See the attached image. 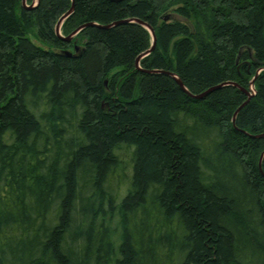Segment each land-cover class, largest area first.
<instances>
[{
  "label": "trees",
  "instance_id": "trees-1",
  "mask_svg": "<svg viewBox=\"0 0 264 264\" xmlns=\"http://www.w3.org/2000/svg\"><path fill=\"white\" fill-rule=\"evenodd\" d=\"M32 4L0 0V264H264V0Z\"/></svg>",
  "mask_w": 264,
  "mask_h": 264
},
{
  "label": "water",
  "instance_id": "water-1",
  "mask_svg": "<svg viewBox=\"0 0 264 264\" xmlns=\"http://www.w3.org/2000/svg\"><path fill=\"white\" fill-rule=\"evenodd\" d=\"M39 1L40 0H37V2L36 3H34V4H32V6H35V5H37L38 3H39ZM74 1V0H73ZM23 4L25 5V0H23ZM72 11H73V7L66 13V14H64L60 19H59V21H58V23L56 24V31H57V33L59 34V36L61 37V38H63V39H65L66 41H70V40H72V38L75 36V35H77L82 29H84L85 27H87V26H89V25H93L94 23H88V24H85V25H82V26H80V27H78L75 31H73V33H71L69 36H67V37H64V36H62L61 35V32H60V28H61V24H62V22L72 13ZM122 22H137V23H139V24H141V25H143V26H145L147 29H149V31H150V33H151V35H152V38H153V45H152V47L150 48V49H148L146 52H144L143 54H141L138 58H137V60H136V65H137V67H140V65H139V62H140V59L141 58H143L144 56H146V55H148L152 50H153V48L155 47V44H156V35H155V31H154V29L151 27V26H149L147 23H145L144 21H142V20H139V19H126V20H124V21H122ZM118 23H120V22H116V23H113V24H111V25H108V26H106V27H111V26H113V25H115V24H118ZM165 73H167L168 75H170V76H172L176 81H177V83L181 86V88L184 90V91H186V92H188L189 93V91L187 90V88L185 87V85L183 84V82H182V80L175 74V73H172V72H165ZM254 81H252V83H253ZM232 84H234V83H232ZM221 86V85H220ZM212 89H209V90H207L206 92H203V93H201L200 95H197V96H195V97H203L204 95H206L208 92H210Z\"/></svg>",
  "mask_w": 264,
  "mask_h": 264
},
{
  "label": "rangeland",
  "instance_id": "rangeland-1",
  "mask_svg": "<svg viewBox=\"0 0 264 264\" xmlns=\"http://www.w3.org/2000/svg\"><path fill=\"white\" fill-rule=\"evenodd\" d=\"M37 2V0H33V4L34 3H36ZM25 5H28V0H25ZM77 37V35H75L74 37H73V39H75ZM33 39H34V37H32ZM77 42V40H75V43ZM40 43V42H39ZM77 45V44H76ZM251 88L254 90V85H253V83H252V86H251ZM121 186H122V184H121Z\"/></svg>",
  "mask_w": 264,
  "mask_h": 264
}]
</instances>
